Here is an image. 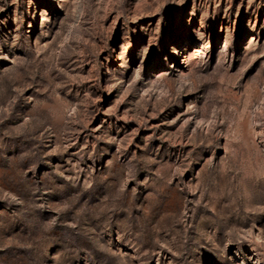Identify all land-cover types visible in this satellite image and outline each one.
<instances>
[{"label": "rangeland", "instance_id": "obj_1", "mask_svg": "<svg viewBox=\"0 0 264 264\" xmlns=\"http://www.w3.org/2000/svg\"><path fill=\"white\" fill-rule=\"evenodd\" d=\"M264 264V0H0V264Z\"/></svg>", "mask_w": 264, "mask_h": 264}, {"label": "bare ground", "instance_id": "obj_2", "mask_svg": "<svg viewBox=\"0 0 264 264\" xmlns=\"http://www.w3.org/2000/svg\"><path fill=\"white\" fill-rule=\"evenodd\" d=\"M254 264H257V259H254Z\"/></svg>", "mask_w": 264, "mask_h": 264}]
</instances>
